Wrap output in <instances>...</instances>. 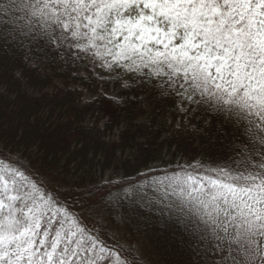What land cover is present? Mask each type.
I'll return each mask as SVG.
<instances>
[{
	"label": "snow or ice",
	"instance_id": "snow-or-ice-1",
	"mask_svg": "<svg viewBox=\"0 0 264 264\" xmlns=\"http://www.w3.org/2000/svg\"><path fill=\"white\" fill-rule=\"evenodd\" d=\"M36 51L132 74L173 105L187 160L54 184L4 141L0 264H264V0H0V60ZM125 204L147 242L103 214Z\"/></svg>",
	"mask_w": 264,
	"mask_h": 264
},
{
	"label": "trees",
	"instance_id": "trees-1",
	"mask_svg": "<svg viewBox=\"0 0 264 264\" xmlns=\"http://www.w3.org/2000/svg\"><path fill=\"white\" fill-rule=\"evenodd\" d=\"M93 65L44 51L0 60V148L4 141H12L54 184L100 183L105 173L114 180L134 176V170L143 172L142 165L159 164L161 157L173 166L184 163V145L175 136L180 116L173 105L161 102L147 86L137 87L132 74H124L128 88L118 79H98L90 70ZM111 85L126 103L110 105L98 94ZM84 94L97 95L94 99L102 102L86 106ZM96 117V129L86 130ZM109 119L110 126L101 130V122ZM191 143L193 152L210 145L200 139ZM116 211L123 215L115 224L121 235L143 242L152 237L153 227L131 205Z\"/></svg>",
	"mask_w": 264,
	"mask_h": 264
},
{
	"label": "rangeland",
	"instance_id": "rangeland-1",
	"mask_svg": "<svg viewBox=\"0 0 264 264\" xmlns=\"http://www.w3.org/2000/svg\"><path fill=\"white\" fill-rule=\"evenodd\" d=\"M91 72L93 74V76L97 77L98 79H109V80H113V79H118L121 81L122 85L125 83V81H127L128 83V80L124 78V74H122L121 76H118L117 75V71H114V72H108V71H105L104 69H102L100 66H99V63L97 62V64H94L93 66H91ZM80 90H82L81 88H79ZM101 93L105 96H116L118 97V89H115L112 85L109 87L108 90H103V89H99L98 90V94ZM97 96V95H95ZM93 95H90V94H84V97L82 99V102L85 103L86 101H92L94 99ZM109 177L108 176V173H105V175L102 177V179L104 180L105 178ZM100 178V177H98ZM118 210V209H116ZM114 210L113 212H104L103 214L105 216H109L110 214H115L116 215V219L117 221L119 220V212ZM115 227V225H113Z\"/></svg>",
	"mask_w": 264,
	"mask_h": 264
}]
</instances>
